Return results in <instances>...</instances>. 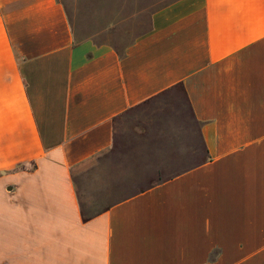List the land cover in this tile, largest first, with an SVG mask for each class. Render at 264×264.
<instances>
[{"label":"crops","instance_id":"obj_1","mask_svg":"<svg viewBox=\"0 0 264 264\" xmlns=\"http://www.w3.org/2000/svg\"><path fill=\"white\" fill-rule=\"evenodd\" d=\"M0 264H264V0H0Z\"/></svg>","mask_w":264,"mask_h":264},{"label":"rangeland","instance_id":"obj_2","mask_svg":"<svg viewBox=\"0 0 264 264\" xmlns=\"http://www.w3.org/2000/svg\"><path fill=\"white\" fill-rule=\"evenodd\" d=\"M75 33L119 51L146 31L150 14L172 0H62Z\"/></svg>","mask_w":264,"mask_h":264},{"label":"trees","instance_id":"obj_3","mask_svg":"<svg viewBox=\"0 0 264 264\" xmlns=\"http://www.w3.org/2000/svg\"><path fill=\"white\" fill-rule=\"evenodd\" d=\"M172 1H173V0H172ZM170 2H171V1H170ZM167 3H169V2H167ZM164 5H165V4H164ZM164 5H163V6H164ZM163 6H162V7H163ZM159 8H160V7H159Z\"/></svg>","mask_w":264,"mask_h":264}]
</instances>
